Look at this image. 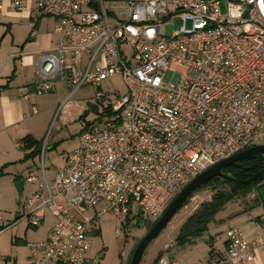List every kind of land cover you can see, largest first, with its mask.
<instances>
[{"label":"built area","instance_id":"obj_1","mask_svg":"<svg viewBox=\"0 0 264 264\" xmlns=\"http://www.w3.org/2000/svg\"><path fill=\"white\" fill-rule=\"evenodd\" d=\"M6 8L29 17L31 36L38 19L56 22L59 42L36 61L33 96L63 83L69 98L90 86L106 100L101 85L116 76L127 89L79 136L52 185L44 167V182L27 177L38 183L23 205L29 225H41L46 209L56 219L45 241L27 245L29 264H100L87 253L101 217L143 213L154 226L205 171L264 147V0H0V14ZM226 239L209 264H247L264 245L239 229Z\"/></svg>","mask_w":264,"mask_h":264},{"label":"rangeland","instance_id":"obj_2","mask_svg":"<svg viewBox=\"0 0 264 264\" xmlns=\"http://www.w3.org/2000/svg\"><path fill=\"white\" fill-rule=\"evenodd\" d=\"M222 13H225L224 6H222ZM190 27L191 25L188 23L187 28ZM179 28L180 21L175 19L172 30L177 31ZM30 31L32 32V30ZM123 50L128 57L131 56V47H126ZM172 76V72H166L165 83L170 82ZM101 91L106 96V100H99L97 90L90 86H85L69 98L66 86L63 83H57L54 91L50 94L32 97L33 104H28V121L24 123L23 127H31L34 133L32 138L41 145V152L38 156L32 157L33 159L30 158L24 162L26 168L31 167L41 181L44 182L42 175V167H44L48 183L53 184L55 175L63 167L68 155L77 149L79 136L87 128L97 124L102 119L105 120L106 117L104 116H106V110L110 105L108 100L113 102L115 93L124 96L127 89L122 78L116 76L109 82L103 83ZM68 98L69 100H67ZM65 100L67 102L64 105ZM33 109H36V114L32 113ZM19 152H21L22 160L25 159V156L29 157L28 150L23 149ZM226 175L229 176L228 173ZM2 187L0 185V196L5 194ZM13 187L16 192V202L11 201L9 204H5L0 200V216L6 220H11V222L25 215L22 208L24 198L18 194L15 184ZM213 193L211 187H204L195 192L158 238L148 245L140 264H156L161 256L169 257L178 264H200L199 258L202 255L200 248L192 252L190 250L193 247V240L179 241L178 239L182 234L181 225L193 216L202 204L209 202ZM257 195V190L253 189L246 196L238 195L234 201L236 203L246 201L251 204ZM233 204L230 203L229 206L232 207ZM7 208H14V210L9 211ZM230 209L228 207L217 215L228 212ZM9 214L12 216L10 217ZM86 216H91V214ZM53 220L56 219L46 209L44 223L38 227L48 226ZM150 222V218L143 213L135 218H127L123 223L119 221L118 216L112 213L104 215L97 221L96 232L90 238L88 257L92 259L99 255L100 264H128L135 249L153 227H149ZM19 230L20 227L14 230L9 229L0 235V264H5L4 259L6 257L10 258L6 261L7 264H15L13 259L15 248L12 245L14 239H11V235H17Z\"/></svg>","mask_w":264,"mask_h":264},{"label":"crops","instance_id":"obj_3","mask_svg":"<svg viewBox=\"0 0 264 264\" xmlns=\"http://www.w3.org/2000/svg\"><path fill=\"white\" fill-rule=\"evenodd\" d=\"M55 23L53 18L38 19L35 35L31 36L29 17L26 14L14 13L7 8L0 14V170H3V175L0 176V181L3 182L0 185L5 190L0 200L5 204L16 202L13 185L20 181L23 182L20 195L24 198L23 205L38 188V183L26 181L33 170L31 167L26 168L24 160L21 159L19 150L23 149L20 148L22 144L19 142L27 136H34L31 127L23 125L28 121V104H33V86L38 81L36 61L40 55L52 52L59 42ZM25 96L30 98L25 100ZM28 152L30 153L29 150ZM37 178L41 181L40 177ZM242 202H235L232 207L228 204L225 209L228 207L231 209L216 215L202 237L193 240V247L190 250L192 252L200 248L202 254L199 258L200 264H209L210 261L222 257L227 248L226 233L231 229H239L249 242L264 238V205ZM24 216L16 218L13 222L1 216L5 231L20 227L17 235H11V239H14L12 245L15 248L13 253L15 264H29L27 245L45 241L56 222L53 220L48 226L33 228ZM5 231L1 234L7 232ZM4 260L7 264L6 261L10 258L6 257ZM247 264H264V245L255 251L254 259Z\"/></svg>","mask_w":264,"mask_h":264},{"label":"trees","instance_id":"obj_4","mask_svg":"<svg viewBox=\"0 0 264 264\" xmlns=\"http://www.w3.org/2000/svg\"><path fill=\"white\" fill-rule=\"evenodd\" d=\"M21 143L22 149L30 151L28 154L29 157L25 156L24 161L30 158L33 159L32 157L38 156L40 154L41 145L31 136L25 137ZM262 170H264V154H259L241 161L223 172L225 176H227L226 173H228V177L230 179L216 178L205 185L204 187H211L213 189V196L209 202L202 204L196 213L189 217L187 221L181 225L182 234L178 240L192 241L202 237V235L207 231L208 225L214 220V217L219 212L223 211L228 204L235 203L234 200L238 195L246 196L253 189H255L257 190L258 195L251 204L264 205V201H262L259 197V191L264 189V182L252 183L242 186L237 192H232L234 181H246L251 176L261 172ZM2 174L3 170H0V176H2ZM185 205L186 203L184 206ZM149 227L152 226L150 225Z\"/></svg>","mask_w":264,"mask_h":264},{"label":"water","instance_id":"obj_5","mask_svg":"<svg viewBox=\"0 0 264 264\" xmlns=\"http://www.w3.org/2000/svg\"><path fill=\"white\" fill-rule=\"evenodd\" d=\"M259 154H264V147L253 148L237 154L230 159H227L212 168L205 171L199 177L194 179L169 205L166 212L162 216V218L150 229V231L143 238L141 243L135 249L130 261L128 264H140L143 254L148 247V245L154 241L161 232L171 223L175 215L183 208L184 204L191 198V196L197 192L199 189L210 183L216 178L230 179L228 176H225L223 172H225L228 168L233 165L244 161L248 158L254 157ZM264 182V170L261 172L251 176L246 181H234V186L232 188V192L238 191V189L242 186H246L252 183ZM15 188L19 195L22 193L23 182L20 181L15 184ZM259 197L262 201H264V189L259 191Z\"/></svg>","mask_w":264,"mask_h":264}]
</instances>
